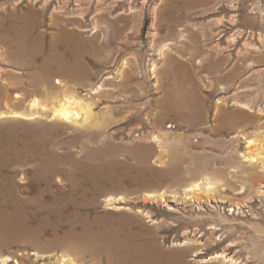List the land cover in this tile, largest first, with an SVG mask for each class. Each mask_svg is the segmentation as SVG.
I'll return each instance as SVG.
<instances>
[{
    "label": "rangeland",
    "instance_id": "rangeland-1",
    "mask_svg": "<svg viewBox=\"0 0 264 264\" xmlns=\"http://www.w3.org/2000/svg\"><path fill=\"white\" fill-rule=\"evenodd\" d=\"M35 100L0 120V264H264V0H0V111Z\"/></svg>",
    "mask_w": 264,
    "mask_h": 264
},
{
    "label": "bare ground",
    "instance_id": "bare-ground-1",
    "mask_svg": "<svg viewBox=\"0 0 264 264\" xmlns=\"http://www.w3.org/2000/svg\"><path fill=\"white\" fill-rule=\"evenodd\" d=\"M21 30L24 31L25 34L30 32V28L29 27L22 28ZM15 32H16V30H15ZM26 38H27V36H26ZM23 52H25V51H23ZM21 54H23L22 51L18 52V55H21ZM25 54H28V53H25ZM52 54H59V53H57V48L54 47V49L52 50ZM43 66L48 68V69L57 68L58 71H60L62 73H66V62H65V59H62L61 57H59V55H58L57 59H55L53 56L50 57V58H46V60L43 62ZM70 73L72 74V77L73 76L77 77L76 76V74H78L77 72L71 70ZM47 82H48V84H50V80L47 79ZM55 83H56V85H58L59 88L65 86V81L62 80L61 78H55ZM171 106H172V104L171 105L167 104L166 111H169L172 108ZM29 107H30V110H31V112L29 114H27L25 112H22V111L12 110V109L11 110L0 111V120L5 119V118H22V117L23 118H30V117L35 116V114H37L36 111L38 110L39 107H43V108L46 109V106L40 105L37 102V100H35L34 102H31ZM52 115H53V119L54 120L59 121V122H64L66 124H77L80 118L86 117V119H88L90 116H93L92 108H91V106L88 103L84 104L83 101H80V100H78V99H76L74 97H69V96L66 97L65 103H62L61 105H58V107H53L52 108ZM165 115L166 114H162L160 116V119H163L164 117H166ZM153 140H154V142H156V143L161 145L162 150H163V148H165V150H166V147H164L165 145L163 146V144L165 143V138L163 136H153ZM149 141H150V139H149ZM251 143H252V141L249 142V145ZM170 156H171V154H170ZM247 159H248V162L250 164L254 165V164H257L260 161H262L263 158H261V154L260 153L249 152V155H248ZM62 183H63V181H62ZM194 184L191 187V192H187V195H192L193 193H197L198 191L200 192L201 185L200 184H195L194 185ZM208 186H209L208 190L211 191V189H212L211 183H209ZM90 233H91L92 236H95V233H93V231H90ZM66 239L69 242L74 243V241H73L74 239L73 238L70 239V238H67L66 236L63 237V238H58L55 241L57 243L66 242ZM82 239L85 242L89 241V237H88L86 229L84 230V234L82 236ZM214 260L222 261L223 259L221 257H216ZM225 260H224V262H226ZM61 263H64V264H77L75 259L72 258L70 255H67V254L63 255Z\"/></svg>",
    "mask_w": 264,
    "mask_h": 264
}]
</instances>
